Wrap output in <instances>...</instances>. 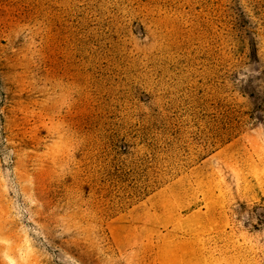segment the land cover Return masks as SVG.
Listing matches in <instances>:
<instances>
[{
    "label": "rangeland",
    "instance_id": "1",
    "mask_svg": "<svg viewBox=\"0 0 264 264\" xmlns=\"http://www.w3.org/2000/svg\"><path fill=\"white\" fill-rule=\"evenodd\" d=\"M0 264H264V0H0Z\"/></svg>",
    "mask_w": 264,
    "mask_h": 264
}]
</instances>
